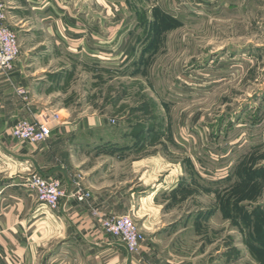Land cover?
<instances>
[{
  "label": "rangeland",
  "instance_id": "1",
  "mask_svg": "<svg viewBox=\"0 0 264 264\" xmlns=\"http://www.w3.org/2000/svg\"><path fill=\"white\" fill-rule=\"evenodd\" d=\"M100 1L104 37L89 34L73 46L79 54L70 59L67 89L59 88L71 119L95 113L106 120L78 140L87 149H114L109 142L145 149L134 158L158 154L181 168L186 184L178 193L187 200L177 216L201 219L199 233L189 223L171 237L184 242L179 256L228 251L227 260L256 262L264 213V0Z\"/></svg>",
  "mask_w": 264,
  "mask_h": 264
},
{
  "label": "crops",
  "instance_id": "2",
  "mask_svg": "<svg viewBox=\"0 0 264 264\" xmlns=\"http://www.w3.org/2000/svg\"><path fill=\"white\" fill-rule=\"evenodd\" d=\"M1 1L5 25L16 34L20 53L10 69L0 71V264H249L246 259L227 260L228 251L224 257L201 259L200 249L190 258L179 256L181 234L189 223L199 233L201 219L200 214L177 216L178 205L187 200L178 193L186 184L179 166L158 154L134 158L145 149H115L116 142H109L114 149H87L88 142L78 140L103 128L106 120L95 113L71 119L59 102V88L67 89L70 59L79 54L73 46L88 41L89 34L96 41L104 37V4ZM46 74L65 80L40 78ZM51 113H58L61 121L49 120L51 137L43 145L8 138L7 130L18 118L41 121ZM31 174L61 179L67 196L55 211L41 208L26 187ZM75 181L89 191L87 202L70 196ZM123 215L132 216L144 235L137 254L128 253L101 228L102 216ZM175 234L180 237L171 238ZM258 246L251 264H264V243Z\"/></svg>",
  "mask_w": 264,
  "mask_h": 264
},
{
  "label": "built area",
  "instance_id": "3",
  "mask_svg": "<svg viewBox=\"0 0 264 264\" xmlns=\"http://www.w3.org/2000/svg\"><path fill=\"white\" fill-rule=\"evenodd\" d=\"M5 18V5L0 0V71L10 69L20 53L17 36L5 25ZM42 118L41 121L18 118L7 130L8 138L32 145L45 143L51 137L52 132L49 120L60 123L61 119L58 113H51ZM25 185L33 191L41 208L50 212L55 211L60 201L67 196L61 179L56 176L44 177L31 174L26 179ZM74 186L70 196L78 203L87 202L91 197L89 191L84 189L79 181H75ZM92 214L97 215L96 212ZM100 225L106 235L121 241L128 253H138L144 241V235L134 223L132 216H102Z\"/></svg>",
  "mask_w": 264,
  "mask_h": 264
},
{
  "label": "trees",
  "instance_id": "4",
  "mask_svg": "<svg viewBox=\"0 0 264 264\" xmlns=\"http://www.w3.org/2000/svg\"><path fill=\"white\" fill-rule=\"evenodd\" d=\"M164 19H166V17L164 18V15H161V17L159 18V20H160V24H162L163 23V25H167L166 23V21H164L163 22V20ZM167 20V19H166ZM162 22V23H161ZM166 22V23H165ZM233 218V217H232ZM236 218V217H235ZM246 218V217H245ZM245 222L247 223L248 222V220H245ZM244 222V224L246 225V223ZM258 228H257V231H256V233H257V241H258V244H261V247H262V245H263V243H264V230H263V227H264V213H263V215H262V217H261V219L258 221ZM240 227H243V226H241L240 225ZM256 249V258H257V256H258V254H259V252H260V249H258L257 247L255 248ZM261 254H262V251H261ZM262 256V255H261Z\"/></svg>",
  "mask_w": 264,
  "mask_h": 264
}]
</instances>
